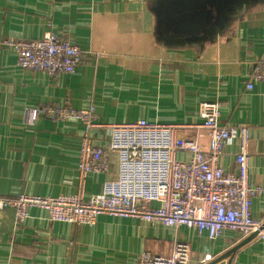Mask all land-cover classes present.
<instances>
[{"label":"crops","instance_id":"crops-1","mask_svg":"<svg viewBox=\"0 0 264 264\" xmlns=\"http://www.w3.org/2000/svg\"><path fill=\"white\" fill-rule=\"evenodd\" d=\"M220 0H0V197L79 193L83 125L32 118L33 109L94 107L98 123L141 120L177 126V159L195 147L208 151L203 103L222 105L223 124L250 128L251 186L264 187V83L247 89L252 64L264 58V0L231 1L205 32L185 15L218 8ZM234 12V14H229ZM48 32L87 52L74 74L55 78L19 67L7 40H37ZM107 131L96 130L100 142ZM238 140L219 160L236 172ZM117 169L113 163L112 172ZM105 175H90L85 198L101 194ZM264 222V196L254 201ZM226 230L218 240L187 227L101 216L93 226L50 222L31 209L21 225L13 209L0 211V264H136L144 252L170 256L175 243L191 248L189 264H264V240Z\"/></svg>","mask_w":264,"mask_h":264},{"label":"built area","instance_id":"built-area-1","mask_svg":"<svg viewBox=\"0 0 264 264\" xmlns=\"http://www.w3.org/2000/svg\"><path fill=\"white\" fill-rule=\"evenodd\" d=\"M1 46L16 54V64L28 71L55 78L74 74L87 52L73 42L48 32L37 40H7ZM264 83V58L252 64L247 89ZM222 105L203 103L199 116L209 137L208 151L195 147L188 161L177 159V126L141 120L131 124L98 123L95 108L69 106L41 107L30 111L33 120L47 117L56 122L75 120L83 125L78 163L79 193L71 196L40 197L18 195L0 197V211L13 209L17 224L30 217L31 209L44 210L50 222L93 226L107 215L132 218L165 227H187L210 240H218L230 230L252 241L264 240V222L253 216L254 201L264 196V187L251 186L248 149L250 128L223 124ZM107 131L100 142L94 133ZM236 138V172L219 166L227 142ZM113 163L116 171L112 172ZM105 175L101 194L85 198L90 175ZM191 248L175 243L170 256L142 253L136 264H189Z\"/></svg>","mask_w":264,"mask_h":264},{"label":"water","instance_id":"water-1","mask_svg":"<svg viewBox=\"0 0 264 264\" xmlns=\"http://www.w3.org/2000/svg\"><path fill=\"white\" fill-rule=\"evenodd\" d=\"M231 1H237V0H220V4L218 8L215 9L216 14L214 13L213 10L203 9L201 12L188 13L182 19L178 20V22H182L183 20H186V19H197V22L200 25L196 27V29H194L193 32L194 33L205 32L208 29V26L213 23L214 19L219 21L220 16L222 15L220 13L221 11L220 9H222L223 7H229ZM229 14H234V12H230ZM255 236L256 234L246 238L245 241H243L240 245L231 249V251H229L227 254L221 257V260L227 258L228 256L235 254L239 248L251 242L255 238Z\"/></svg>","mask_w":264,"mask_h":264}]
</instances>
